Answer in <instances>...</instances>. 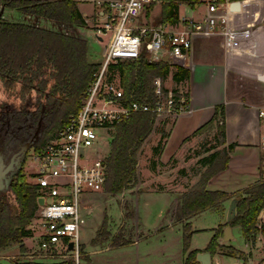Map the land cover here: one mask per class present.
Returning a JSON list of instances; mask_svg holds the SVG:
<instances>
[{"label": "trees", "instance_id": "trees-1", "mask_svg": "<svg viewBox=\"0 0 264 264\" xmlns=\"http://www.w3.org/2000/svg\"><path fill=\"white\" fill-rule=\"evenodd\" d=\"M156 2L161 4V23L177 24L180 22V4L195 7L205 1L157 0L150 4ZM0 7L15 9L23 15L35 17V21L57 27L11 22L0 18V83L7 92L19 86L17 97L21 101L19 105L7 102L1 104L0 134L14 142L21 138H32L31 148L39 151L69 117L79 111L86 88L93 80L99 63L88 60L86 40L78 34L87 23L78 8L77 0H0ZM171 66L174 67L172 79L175 82L189 80L188 68L163 60L149 62L145 57H140L115 65L124 99L148 104L153 108L156 105L153 80L159 77L164 81ZM223 114V109L217 107L213 117L214 120L220 115L217 123L220 144L225 142ZM213 120L198 130L209 128ZM155 125V113L138 112L113 128V137L105 159L106 192L116 195L138 184V156ZM36 132L37 135L34 136ZM161 136L165 139L168 132L161 131ZM236 145L231 143L222 150L199 159L203 166L212 168L221 156L223 158L221 165L204 176L195 189L182 195L181 221H187L200 212L236 198L235 216L229 225L239 226L243 238L248 242L256 234L261 233L264 236V228L258 225V218L264 210V176L233 193L206 188L208 180L227 167L229 155ZM162 147L163 143H159L154 147L153 153L158 155ZM23 169L24 164L16 172L7 192L0 195V249L14 244L24 248L22 239L27 233L24 227L37 210L35 186L26 181L22 175ZM9 194L14 203L10 202ZM122 231L120 229L111 239L110 246H125L131 243L123 238ZM106 232L103 226L97 237H107ZM218 238L216 232L207 246L206 251L211 257ZM187 250L185 247L184 251ZM197 253L199 252L190 251L182 264H199L196 260ZM9 259L15 264H23L17 263L15 257ZM30 264H74V261L68 256L61 262Z\"/></svg>", "mask_w": 264, "mask_h": 264}, {"label": "built area", "instance_id": "built-area-1", "mask_svg": "<svg viewBox=\"0 0 264 264\" xmlns=\"http://www.w3.org/2000/svg\"><path fill=\"white\" fill-rule=\"evenodd\" d=\"M154 0H92L96 6V35L107 37L103 60L85 91L79 111L72 114L39 151L29 155L31 184L36 189L37 210L27 230L38 235L41 254L68 255L78 264L81 255V198L104 188L105 160L99 155L106 131L138 112L156 114V124H166L190 108L186 88L168 89L159 77L153 80L156 105L129 102L114 66L145 57L149 62L190 53L193 38L226 34L232 0H204L205 16L184 18L177 24L142 23L140 17ZM259 146L264 151V106L258 110ZM43 199V204L38 199ZM72 244V248L69 245Z\"/></svg>", "mask_w": 264, "mask_h": 264}, {"label": "crops", "instance_id": "crops-1", "mask_svg": "<svg viewBox=\"0 0 264 264\" xmlns=\"http://www.w3.org/2000/svg\"><path fill=\"white\" fill-rule=\"evenodd\" d=\"M80 3L78 2V8L85 17L86 23H89L95 12V3L85 2L92 3L91 14L82 11ZM185 5L187 4L179 5L180 21L186 17L201 19L205 16L203 4L195 7L187 5L191 8V13L183 16L181 8ZM173 65L188 68L189 80L175 82L172 79L174 67L171 66L169 75L164 80L165 85L168 89L180 86L186 88L189 93L190 108L173 120L161 152L157 155L160 162L166 163L173 158L185 160L186 153L193 148L192 146L206 130L213 129L217 133L220 115L214 120L213 117L216 108L221 107L225 121V142L221 145L224 147L231 143L237 145L229 155L227 167L214 174L208 180L206 188L233 193L260 180L264 176L262 160L264 151L259 146L260 126L257 113L264 106V0H232L227 33L216 32L194 37L189 55L179 58V61ZM211 120L213 121L209 128L198 130ZM144 149L145 147L140 156L143 155ZM153 149L154 147L148 148L152 158ZM154 169L155 167L150 168L151 171ZM150 180L155 182L160 180V177ZM142 182L139 179L137 185ZM184 192L185 189L174 190L164 186L157 189L152 186L151 189L137 192L135 197L144 194L159 195L163 202L169 201L171 204V213L170 209L167 211L169 219L165 221L160 219L161 209L158 211L159 214L154 215L153 223L150 224L149 220L138 215L134 207L135 229L141 236L128 245L117 247L110 244L100 245L95 241V236L90 240V248L81 241L82 254L79 264L80 261H83V264H152L151 261L159 254L166 258L169 247L162 233L166 228L174 225V208L178 207L181 213ZM231 201L232 199L227 200L217 208L228 216ZM180 222L184 223L188 220H180ZM225 223L227 225V220L221 225ZM236 228L241 232L238 226L232 227V232ZM233 239L234 236L229 241L223 239V242H231ZM179 248L181 253L179 264H182L190 250L185 253L181 245ZM197 249L199 248L192 250ZM67 257L68 255L62 254L52 256L40 254L35 261L56 263L66 260Z\"/></svg>", "mask_w": 264, "mask_h": 264}, {"label": "rangeland", "instance_id": "rangeland-1", "mask_svg": "<svg viewBox=\"0 0 264 264\" xmlns=\"http://www.w3.org/2000/svg\"><path fill=\"white\" fill-rule=\"evenodd\" d=\"M77 1L81 2L79 5L82 11L91 14L93 8L92 3L85 2H92V0ZM160 12V2L150 4L144 9L140 21L149 24L161 23ZM190 13L191 8L187 5L181 8V14L183 16L189 15ZM30 17L33 16L23 15V13L15 9L4 10L0 7V18L6 21L29 22L31 24L57 28L50 23L35 21V17ZM96 18L97 16L94 12L92 20L87 23V26L78 31V34L86 40L87 57L92 63L102 62L108 42L106 36L99 40L96 35V27L98 25ZM171 60V62H174L173 64H175L179 61V58L172 57ZM18 90L19 86L7 92L3 89L0 83V106L4 102L19 105L21 101L17 97ZM172 124L173 120H169L165 125L157 123L147 142L143 145L145 149L143 155H139L140 157L138 156L137 166L139 179L143 181L142 184L116 195L106 192L104 187L97 192H88L82 196L81 213L83 217L80 236L81 241H83L88 248H90V240L93 236H95V241L100 245L110 244L111 239L120 229L123 230V238L127 241L139 238L141 234L135 229L134 207L136 208L138 215H142L146 220H149L150 224L153 223L154 215L159 214L158 211L161 209L162 214L160 219L163 221L169 219V213L167 212L170 209L171 213V204L169 201L167 203L163 202L159 195L152 196L150 194H144L135 197L137 192L151 189L152 186L154 189L164 186L174 190L185 189V192H189L195 189L199 185L201 179L209 174L212 169L221 165L223 160L222 156L212 168L203 166L199 163L200 158L205 157L214 151L222 150L224 147L220 144L218 132H214L213 129L206 130L203 136L198 138L197 143L186 153L187 156L185 157V160L173 158L166 163H163L160 162V158L154 153L152 158L151 152H148V148L156 147L159 143H163L165 139L162 138L161 131L169 132ZM113 131V128L106 131L107 133H105L101 139L102 145L99 150V155H101L104 160L109 152ZM32 150L33 149L31 148L27 154L22 173L28 183L31 182L30 171L32 165L29 155ZM262 156L264 163V152L262 153ZM152 167H155L153 171L150 170ZM159 177L160 180H156L158 182L155 180V182H151L150 180V178L155 179ZM134 189L137 190L135 191ZM6 192L7 190L5 193ZM9 199L10 202L14 203V199L10 194ZM180 214L179 208H174V225L173 227L166 228L164 233H162L164 237H166L169 247L166 254L167 257H162L159 254V256L151 261L152 264H179L181 261L180 245L183 251L185 250V247H187L188 252L189 250L192 252H208L206 251L208 248L207 246L216 232L219 235V238L217 239V245L212 249L211 264H264V236L261 233L256 234L253 239L247 242L243 238L241 232L238 231V228H236L235 231L232 232L234 239L231 242H223V231L226 223L223 225L221 224L226 222L227 214L219 210V208L213 207L200 212L188 219V222L184 223L180 222ZM29 223L24 227V230L27 233L22 239L24 245L23 249L20 248L19 244L0 249V262L2 264H15L9 259L10 257H15L17 263L30 264L36 262L35 259L41 254L38 250V235L27 230ZM258 225L259 227L264 228V210L258 218ZM103 226L107 231V237H96L98 231H100ZM203 247L204 249H200ZM194 248L199 249L192 250ZM184 252L186 253L187 251ZM229 255H234V257ZM80 264H83V261H80Z\"/></svg>", "mask_w": 264, "mask_h": 264}, {"label": "flooded vegetation", "instance_id": "flooded-vegetation-1", "mask_svg": "<svg viewBox=\"0 0 264 264\" xmlns=\"http://www.w3.org/2000/svg\"><path fill=\"white\" fill-rule=\"evenodd\" d=\"M31 142L32 138H21L17 142H14L11 138H5L3 134H0V155L5 166L10 167V170L6 174V178H9V184L13 180L16 172L25 163L27 154L31 149ZM9 184L6 187L7 190ZM5 191L1 192L0 195L5 193Z\"/></svg>", "mask_w": 264, "mask_h": 264}, {"label": "water", "instance_id": "water-1", "mask_svg": "<svg viewBox=\"0 0 264 264\" xmlns=\"http://www.w3.org/2000/svg\"><path fill=\"white\" fill-rule=\"evenodd\" d=\"M157 1V0H154ZM3 9V8H2ZM163 61L167 62L168 61V56L163 57ZM37 135V132L35 133V136ZM10 170V167H6L5 164L2 161V157L0 155V193L7 190L6 187L9 184V178H6L7 172ZM5 179V181H4ZM39 204H43V199L39 198L38 199ZM237 204V199L233 198L230 204L228 216H227V227L224 229V241H229L233 238L232 234V227L229 225L230 221L234 218L235 216V208ZM69 248H72V244L69 245ZM196 260L200 264H211V254L209 252H199L196 255Z\"/></svg>", "mask_w": 264, "mask_h": 264}]
</instances>
